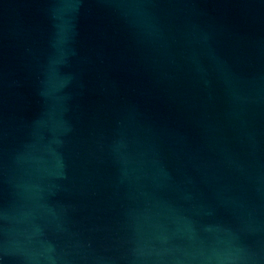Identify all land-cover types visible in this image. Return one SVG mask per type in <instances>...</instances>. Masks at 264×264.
I'll use <instances>...</instances> for the list:
<instances>
[{
	"label": "water",
	"instance_id": "water-1",
	"mask_svg": "<svg viewBox=\"0 0 264 264\" xmlns=\"http://www.w3.org/2000/svg\"><path fill=\"white\" fill-rule=\"evenodd\" d=\"M0 264H264V0H0Z\"/></svg>",
	"mask_w": 264,
	"mask_h": 264
}]
</instances>
